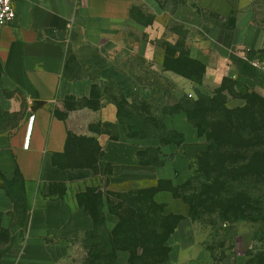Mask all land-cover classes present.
Here are the masks:
<instances>
[{
	"label": "crops",
	"instance_id": "obj_1",
	"mask_svg": "<svg viewBox=\"0 0 264 264\" xmlns=\"http://www.w3.org/2000/svg\"><path fill=\"white\" fill-rule=\"evenodd\" d=\"M146 1L14 0L16 19L0 27V264H62L98 222L128 242L117 246V263L132 264L133 242H155L156 226L163 228L171 215L182 218L166 238L169 259L162 264L181 262L190 208L173 188L188 180L192 162L207 149L187 114L165 118L168 129L183 134L178 143L132 136L114 112L102 121L110 131L61 113L70 99L111 97L113 86L124 96L128 80L136 95L164 107L194 85L166 69L155 51L139 52L144 60L137 62L124 41ZM201 8L224 20L204 19L196 31L206 41H188L190 59L205 67L197 87L212 79L214 51L222 75L264 90V72L248 57L264 48V10L249 0H202ZM148 67L171 79L170 91L154 78L147 83ZM138 252L146 256L145 249Z\"/></svg>",
	"mask_w": 264,
	"mask_h": 264
},
{
	"label": "rangeland",
	"instance_id": "obj_2",
	"mask_svg": "<svg viewBox=\"0 0 264 264\" xmlns=\"http://www.w3.org/2000/svg\"><path fill=\"white\" fill-rule=\"evenodd\" d=\"M249 1L258 6L259 12L264 10V0ZM201 4L202 0H147L140 3L133 21L128 25L124 34V41L130 45L132 51L138 54L137 62L142 64L144 60L139 52L155 51L156 60L165 64L167 69L194 78L192 80L194 85L187 88L181 98L189 93L193 94V98H196L198 93L211 94L225 84L226 76L222 75L223 68L218 64L219 58L216 52H211L212 67L215 70L212 79L206 80L202 89L196 84L202 82V78L201 82H198V79L201 74L203 75L202 71L205 70V67L197 66L188 59L178 60L173 57L175 48L190 54L189 42L192 41V44L196 45L197 42L200 43L204 40L202 34L196 31L198 30L197 26L201 25L204 19L209 18L214 23L224 20L218 13L201 8ZM227 24L228 26L233 24L232 18L227 20ZM249 53L257 60L264 72V48ZM153 70L148 67L144 74L147 83H149V79L154 78L157 83L162 84L170 91L171 79H168L164 73L156 74ZM123 86L124 96L117 86H113L108 88L110 90L108 94H111V97L99 96L97 93L90 99L79 101L70 99V101H66L65 112L61 113L63 115L73 113L79 121L88 122L89 127L94 131H110L111 124L102 122L105 117L112 119L123 116L131 123L133 116L139 115L144 119L161 124L165 123V118L169 113L179 109L175 106L178 103L164 107L159 100L152 97L140 98L139 95H136L137 90H132L133 84L130 80L126 81ZM248 89L253 88L238 83L235 86V90L239 94L237 97L232 96L226 90L230 99L229 106L243 105L245 102L243 97L249 91ZM258 92L264 95L263 89L260 88ZM128 93L131 95L130 98L126 97ZM122 98H125L131 107L120 105ZM113 112L114 116L112 117ZM141 126L142 122L138 120L131 123V126L128 125L130 131L133 128L130 134L132 136L141 134ZM208 166H211L210 162L209 165L194 162L192 172L195 176L203 177L204 170ZM197 202L193 213L195 218L190 217L191 225L188 226L185 234L187 239L179 264H264V219L240 216L233 223L224 224L220 211L215 209L214 204L208 200L205 203ZM155 220L159 221L157 218ZM156 228L160 230V239L166 234V229L160 228V226H156ZM80 243H74L70 247L62 264H90L92 257L88 250L83 249L89 243L87 239L83 240V248Z\"/></svg>",
	"mask_w": 264,
	"mask_h": 264
},
{
	"label": "trees",
	"instance_id": "obj_3",
	"mask_svg": "<svg viewBox=\"0 0 264 264\" xmlns=\"http://www.w3.org/2000/svg\"><path fill=\"white\" fill-rule=\"evenodd\" d=\"M249 52L248 57L254 59ZM173 57L188 59L204 68L199 61L190 59L189 52L179 48H175ZM164 67L167 69L165 64ZM201 77L202 74L198 82H201ZM224 83L211 94L198 93L196 98L185 95L175 105L187 114L199 136L204 138L207 149L200 151L192 162L188 180L173 191L177 198L190 206L192 218L197 201L205 203L208 200L215 209H219L224 224L233 223L240 216L264 219V95L255 88L248 89L243 97L244 104L230 107L226 90L232 96H239L235 90L238 81L226 77ZM122 99L120 105L130 106L125 98ZM119 120L130 126L135 120L142 122L141 134L135 137L154 136L163 141H184L183 134L168 129L165 123L157 124L139 115L133 116L131 123L123 116ZM194 162L201 165H209L210 162L211 166L206 167L203 177L192 172ZM128 212L131 217L136 216L132 209ZM179 218L182 217H166L163 226L166 234L155 242H133L136 246L132 245V264L166 263L169 259L166 238ZM87 241L89 245L86 248L92 257L90 264H118L115 250L118 245L128 244L118 238L117 231L110 233L99 222L94 231L88 233ZM138 248L145 249L146 256L140 255Z\"/></svg>",
	"mask_w": 264,
	"mask_h": 264
},
{
	"label": "built area",
	"instance_id": "obj_4",
	"mask_svg": "<svg viewBox=\"0 0 264 264\" xmlns=\"http://www.w3.org/2000/svg\"><path fill=\"white\" fill-rule=\"evenodd\" d=\"M16 17L14 0H0V27L12 24ZM188 96L193 97V94L189 93Z\"/></svg>",
	"mask_w": 264,
	"mask_h": 264
}]
</instances>
